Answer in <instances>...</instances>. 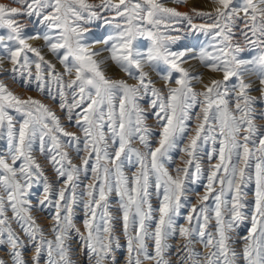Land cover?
<instances>
[{"label":"snow or ice","instance_id":"obj_1","mask_svg":"<svg viewBox=\"0 0 264 264\" xmlns=\"http://www.w3.org/2000/svg\"><path fill=\"white\" fill-rule=\"evenodd\" d=\"M211 3L212 11L192 8L190 13L166 7L162 0L0 3V62L10 65L5 69L0 63V75L22 87L35 83L39 92L58 98L59 109L82 134L66 130L51 107L16 94L0 79V139L7 142V154H0V245H8L10 264H29L23 254L29 243L31 264H39L45 251L47 264H73V232L91 257L90 264H114L110 258L121 247V236L127 264H172L169 240L177 235L185 241L178 250L179 264H239L241 259L244 264H264V0ZM22 17H36L45 31L27 34ZM194 18L211 22L196 24ZM96 20L112 27L113 34L89 42L86 25ZM185 22L189 30L211 36L212 51L173 50L180 36L172 33H179L177 25ZM140 38L150 41L146 50L137 46ZM31 40L43 44L33 46ZM96 44L103 47L93 50ZM245 46L259 54L243 58ZM45 49L60 68L46 58ZM104 52L108 56L99 59ZM189 60H199L222 78H212L197 91L194 82L202 83V76L183 66ZM108 61L124 76L108 75ZM161 65L166 68L161 70ZM153 72L162 87L156 86ZM250 75L258 79L257 89L246 81ZM254 90L259 97L252 95ZM146 98L147 108L140 103ZM197 107L199 112L194 111ZM150 115L161 129L156 147L150 142ZM194 116L198 123L192 130L189 121ZM185 137L188 142L179 150L187 159L172 175L165 162ZM134 142L140 147H133ZM209 143L208 159L218 156V161L211 164L204 193L185 217L187 225H178L176 217L187 200L186 183L190 175L193 183L200 179L198 154ZM69 149L83 153L79 165ZM35 151L62 181L58 189ZM133 160L138 167L129 177L124 164ZM89 172L91 182L78 195L77 182ZM34 185H42L35 204L29 198ZM249 185H254L251 228L237 252L231 246L232 233L246 219ZM153 188L162 196L155 210ZM113 194L119 215L110 211ZM210 197L215 202L212 215L206 203ZM78 203L84 210L83 232L74 222ZM50 205L55 208L51 239L32 215L34 207ZM213 219L214 231H209ZM194 220L198 226H193ZM193 233L208 249L206 254L194 249ZM0 264L6 262L0 259Z\"/></svg>","mask_w":264,"mask_h":264},{"label":"rangeland","instance_id":"obj_2","mask_svg":"<svg viewBox=\"0 0 264 264\" xmlns=\"http://www.w3.org/2000/svg\"><path fill=\"white\" fill-rule=\"evenodd\" d=\"M91 3H99V0H89ZM162 2L165 4L166 7H174L180 12H186L190 13L192 8H196L197 10L202 11H212V9L215 7L211 3V0H186L185 3L177 4L174 2V0H162ZM0 3L7 4L10 6H15L10 4V0H0ZM110 15V14H108ZM21 21L26 25V33L27 34H33L36 32H43L45 31V28L38 22L36 17H32L29 19L28 17H22ZM194 23L196 24H202L206 22L211 21H205L202 18H194ZM86 27L89 29V31L86 33L87 39L89 42H92L94 40H100L106 37L109 34H113V28L105 25L103 23V20H96L88 25ZM177 27L181 28V31L179 33H172L173 35H179L180 39L177 41L176 44L172 45L173 50H183L185 48L189 49H195L199 50L202 47H208L209 43L211 42V36H206L201 32H194L192 30H189L186 22L182 23L180 25H177ZM3 33V30H0V34ZM237 39L240 40L241 43H243L242 38L237 35ZM33 46H41L43 44V41H35L31 40L29 41ZM150 41L146 38H140L137 40L136 44L138 47L141 48V50H146L149 46ZM102 44H96L94 46L93 50H98L102 48ZM209 51H212L210 47H208ZM259 54L258 49L254 48H248L245 46V51L241 53V56L245 59H250L256 55ZM45 55L47 59H50L53 61V63H57L54 58L47 54V50L45 49ZM108 53L104 52L102 53L101 57L99 59H103L104 57H107ZM3 64V67L5 69L9 68L10 65L7 61L0 62ZM185 68H187L190 72L193 74H199L202 76V83H196L194 82V86L197 91L203 90L204 84H207L210 82L212 78H222V74L220 73H212L207 68H205L199 60H189L186 64L183 65ZM57 68H60V65L57 63ZM107 74L113 77H123L124 74L113 64L111 61H108L107 65ZM166 66L161 65V70H164ZM152 79L156 82L157 87H162L163 81L156 75V73H151ZM0 79H3L5 83H7L11 90H13L16 94L22 96V97H33L34 99H38L41 102L47 104L49 107H51L58 116L61 118V123L68 131H74L78 132L77 127L75 126L74 122L70 123L65 113L62 112L58 105H59V99L53 100L47 93V91L41 93L37 90L35 83L27 86H21L20 82H13L10 78L4 75H0ZM246 81L253 82L254 89H257L259 87V81L256 78L255 75H250L246 77ZM131 82V81H130ZM234 82V79H233ZM172 86H175L174 84ZM166 91V90H165ZM252 95L259 97L260 92L254 90L252 92ZM71 98L69 97V100ZM141 105L145 108L148 106V99L140 101ZM259 108L260 105H257ZM195 112H199V107H197ZM16 115L15 113H13ZM17 120H19V116L17 115ZM147 123L151 126L152 132L150 136V142L152 147L157 146V142L159 139V133L161 131L158 122L156 121L154 116H149ZM198 123V121L195 119V116L191 121H189V128L194 130L195 125ZM257 123H261V121L258 119ZM79 135L82 136L81 133L78 132ZM192 132H189V135H191ZM187 137L182 139L179 143V147L169 153V155L172 157L170 161L165 162V166L168 168L169 172L172 175H176L175 169L177 167H183V160L187 159V156L185 153L180 151L179 149L183 148L184 145L187 143ZM38 145L34 146V148H37ZM82 147V145H81ZM133 147H140L138 142L133 143ZM212 145L211 143L204 145L203 149L199 152V163L201 165V174L200 179L197 180L195 183L191 180V175L189 177V180L186 183V194H187V200L185 202V206L181 209V215L176 217V223L178 225H187V221L185 219L186 215L191 209V206L198 203V198L200 195L204 193L205 185L207 184V176L210 171L211 164H214L218 161V156H213V159L210 161L208 159V153L211 152ZM0 154H7V142L5 139H0ZM34 154L37 156V159L41 162V164L45 168V173L48 175L50 182L53 183L54 188L58 189L62 181L57 179L51 166L47 164L44 156H42L38 151H35ZM69 155L72 158L73 163L79 165L81 162V156L83 153H77L75 149H69ZM254 163V162H253ZM138 167V164H136L135 160H133L131 163L125 161L124 164V171L125 174L129 177L132 176V174L136 171ZM194 167L190 170L194 172ZM152 182L154 183V176L151 178ZM91 182V173H88V176L85 177L83 174L80 177V180L78 183L77 193L78 195L83 192L85 185ZM218 187V185H217ZM42 191V185H34L33 189L31 190L30 199L33 201V204H35L37 198L39 197L40 193ZM153 192V195L151 196V202L153 205V209H158L160 200L162 199V196L157 197L155 195V189H151ZM248 195L246 197V208H245V215L246 219L240 223L232 233V241L231 246L237 251L240 252L244 246L245 243V237H247L248 232L251 228V215L254 210V185H249V187L246 189ZM110 204L111 208L110 211L113 212L114 215H119V212L117 210V204H118V197L113 194L110 196ZM207 206L209 208V214H213V209L215 207V202L210 197L209 201L206 202ZM55 208L54 206H45L43 208L40 207H34L32 210V215L36 218L37 223L44 229L45 234L48 236L49 239L53 238L52 234L50 232V227L52 225V217L54 215ZM9 215L11 213L9 212ZM154 215L158 218V212L154 211ZM84 210L83 205L78 203L74 210V222L76 223V226L80 228L81 232L84 231L83 229V220H84ZM214 225L215 221L214 219L209 224V231H214ZM193 226H198L197 222L193 221ZM13 228L17 231H19V226L17 224H13ZM120 223L117 221L116 223V230L119 234L120 232ZM193 247L196 251L207 253L208 249L203 248V245L199 242V237L196 233H193ZM185 243V241L180 238L178 235L176 237L170 238L169 244L171 245V248L168 253V258L172 261V264H179L181 254L178 253V250L181 248V246ZM70 246H71V258L73 261V264H90L91 257L89 254L85 251L82 241L80 237L73 232L70 237ZM24 256L29 261V264H31V258L33 255L31 243L28 244V248L24 250ZM0 259H3L6 264H10V257L8 254V245L5 243L4 245H0ZM114 261V264H127V250H126V241L121 236V247L114 253L113 257L110 258ZM39 264H47V253L46 251L42 253ZM147 264V262H146ZM239 264H244V261L241 259L239 261Z\"/></svg>","mask_w":264,"mask_h":264}]
</instances>
